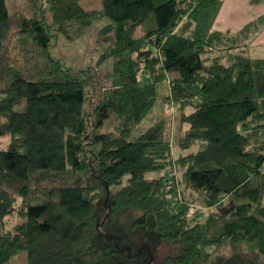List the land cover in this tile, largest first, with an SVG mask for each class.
<instances>
[{"label":"trees","instance_id":"16d2710c","mask_svg":"<svg viewBox=\"0 0 264 264\" xmlns=\"http://www.w3.org/2000/svg\"><path fill=\"white\" fill-rule=\"evenodd\" d=\"M6 1L0 264H154L162 244L159 264H264V58L245 51L255 22L214 30L220 0H99L112 42L73 70L48 48L91 22V0H29L30 16ZM29 46L47 61L29 63ZM164 82L187 125L177 156L163 119L133 133Z\"/></svg>","mask_w":264,"mask_h":264},{"label":"rangeland","instance_id":"374dc122","mask_svg":"<svg viewBox=\"0 0 264 264\" xmlns=\"http://www.w3.org/2000/svg\"><path fill=\"white\" fill-rule=\"evenodd\" d=\"M29 0H7L6 7L8 11H20L26 16H30L32 11L28 5ZM82 5L88 9L95 10V16L92 18L89 24H85L84 27H80L79 24H69L72 39L68 40L64 37H59L56 41H53L48 48L50 57L60 60L64 64L71 66L73 70L79 68H85L88 65L94 66L99 54L107 49L112 42V34L108 33L103 35L100 33V28L104 26L108 21L103 17L100 11L99 0H91L88 3L83 2ZM68 27V28H69ZM138 30L136 34L138 35ZM29 48V49H28ZM25 58L31 64H41L47 61V57L44 51L34 47H27L24 51ZM111 67V59L107 60L104 64L99 66L98 73H105ZM105 87L109 86V82L106 81ZM168 92L167 82L161 83L157 87V99L151 110L144 116L139 124L134 129V134H139L155 122L163 119L165 124V134L169 138L172 144V153L177 156L179 149L176 146V142L181 136L183 130L187 127L186 124H180L179 112L176 111L173 105L163 103V97ZM1 147L5 148L8 143V136L1 137ZM264 170V166H263ZM18 221L16 217H8L5 221V228H10ZM159 251L155 253L154 264H159V261L163 255L168 251V246L162 244Z\"/></svg>","mask_w":264,"mask_h":264},{"label":"crops","instance_id":"0c3cea01","mask_svg":"<svg viewBox=\"0 0 264 264\" xmlns=\"http://www.w3.org/2000/svg\"><path fill=\"white\" fill-rule=\"evenodd\" d=\"M252 22L245 51L250 57L264 58V0H220L212 28L230 35Z\"/></svg>","mask_w":264,"mask_h":264},{"label":"built area","instance_id":"2783aa9c","mask_svg":"<svg viewBox=\"0 0 264 264\" xmlns=\"http://www.w3.org/2000/svg\"><path fill=\"white\" fill-rule=\"evenodd\" d=\"M165 176L167 178H172L173 176H175V170H173V169H167L165 171ZM174 200H176V199H174Z\"/></svg>","mask_w":264,"mask_h":264}]
</instances>
